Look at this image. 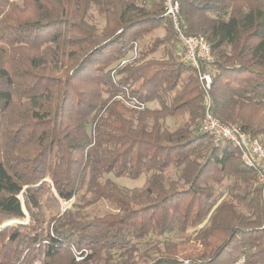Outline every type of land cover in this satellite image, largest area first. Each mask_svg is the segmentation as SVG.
Segmentation results:
<instances>
[{
	"label": "trees",
	"instance_id": "1",
	"mask_svg": "<svg viewBox=\"0 0 264 264\" xmlns=\"http://www.w3.org/2000/svg\"><path fill=\"white\" fill-rule=\"evenodd\" d=\"M178 1L211 47L213 114L264 146V0ZM178 45L162 0H0V264H264L259 174L202 130ZM82 190L46 219L45 194Z\"/></svg>",
	"mask_w": 264,
	"mask_h": 264
},
{
	"label": "built area",
	"instance_id": "2",
	"mask_svg": "<svg viewBox=\"0 0 264 264\" xmlns=\"http://www.w3.org/2000/svg\"><path fill=\"white\" fill-rule=\"evenodd\" d=\"M162 2L163 16L170 19L181 47V60L195 68L203 91L204 115L201 122L202 130L212 137L215 144L228 141L238 148L244 164L258 172L264 200V146L258 138L253 137L248 131L243 130L236 124L222 122L213 114L210 96L212 74L209 72V68L214 61L211 47L202 36L184 33L181 27L180 3L178 0H162ZM185 264H187V261ZM235 264H244V259H238Z\"/></svg>",
	"mask_w": 264,
	"mask_h": 264
},
{
	"label": "rangeland",
	"instance_id": "3",
	"mask_svg": "<svg viewBox=\"0 0 264 264\" xmlns=\"http://www.w3.org/2000/svg\"><path fill=\"white\" fill-rule=\"evenodd\" d=\"M153 1H155V0H153ZM101 22H102L101 19L97 18V23L99 25H101ZM164 35H165L164 27H159L156 30H154L152 33H150L148 36H146L144 38V40L141 42V44H143V43L146 44V43L150 42V39L155 38V37H163ZM179 50H181V49H180V46L178 45V51ZM155 56L156 57H161L162 54L159 51V52H157L155 54ZM134 57H136L135 52H130V54L128 55V59H131V58H134ZM148 105L149 106H155V104H148ZM167 124H168V126L170 128L174 125L172 120H167ZM262 140H263V144H264V137H263ZM108 178H110L116 184H118L119 186H121V187H123L124 189H127V190L135 189V188H141L144 185L145 181H146V176L145 175L142 176L141 178L137 179V180H131V179L127 178V177L114 178L112 176H108ZM83 194H84V190H82L81 193H79L76 197H74L69 202L60 201L58 207L53 202V200L50 198V196L45 194L43 196L42 213L44 214L46 219H48L51 215L57 213L58 211L62 212L65 209L70 208L73 203H81L82 200H83V198H82ZM86 209H87L88 212H91L92 214H102L105 211L110 210L111 207H110V205L107 202L102 201V202L97 203L95 205L88 206ZM130 256L134 257L135 253L130 255ZM119 258H120V255L117 252L116 253L103 254L102 259L99 260L95 264H106L107 262H111L112 264H118ZM134 260L137 261L138 264H145L143 262H138V258L137 257H134ZM75 261L76 262H81L82 260L80 259V257H77V258H75Z\"/></svg>",
	"mask_w": 264,
	"mask_h": 264
}]
</instances>
